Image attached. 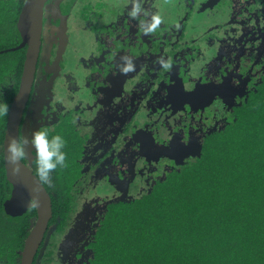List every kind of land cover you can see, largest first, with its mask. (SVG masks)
<instances>
[{
    "label": "flooded vegetation",
    "instance_id": "obj_1",
    "mask_svg": "<svg viewBox=\"0 0 264 264\" xmlns=\"http://www.w3.org/2000/svg\"><path fill=\"white\" fill-rule=\"evenodd\" d=\"M17 1L15 45L0 54L20 51L22 71L28 47L15 48L21 43L18 20L27 0ZM194 1L185 0L184 16L169 24L170 31L180 30L177 39L160 28L148 31L152 17L162 19L166 12L162 8L167 3L161 0H46L43 4L36 71L19 127V143L28 141L24 144L26 155L20 160L51 202V216L32 264H90L91 245L108 205L134 202L192 165L199 156V151L193 150L195 144L200 143L201 151L207 137L230 122L218 126L219 119L225 115L230 120L232 110L246 99L256 82L255 73L247 79L249 87L237 96H244L241 103L233 108L219 103L217 109L215 94L196 91L198 81H203L201 67L206 64L198 53L205 50L204 44L215 46L214 33L219 27L204 21L197 8L200 0L196 5ZM229 1L210 0L208 6L215 10L216 4ZM247 1L252 5V0ZM137 5L141 11L133 17ZM260 8L262 23L257 38H248L244 25L233 20L223 31L225 47L231 44L227 50H241L246 45L257 48L255 39L264 46V0ZM197 13L202 21L199 26L194 24ZM238 41L246 45L232 46ZM94 48L103 55L92 53ZM129 64L131 70L124 71ZM6 82L7 89L11 88V80ZM206 120L213 124L212 129L204 133L202 128L193 139ZM39 131L46 132L49 141L54 136L63 141L64 166L49 173L50 184L37 174L31 141ZM182 134L183 139L188 138V147L185 140L186 147L176 145ZM0 164L6 177L3 143ZM6 181L11 187L7 177ZM57 181L63 183L64 190L55 187ZM7 216L12 220L27 217L30 233L36 223V206L32 204L22 216ZM23 249L24 244L16 252L17 264H21ZM3 260L10 264L8 253Z\"/></svg>",
    "mask_w": 264,
    "mask_h": 264
},
{
    "label": "trees",
    "instance_id": "obj_2",
    "mask_svg": "<svg viewBox=\"0 0 264 264\" xmlns=\"http://www.w3.org/2000/svg\"><path fill=\"white\" fill-rule=\"evenodd\" d=\"M246 2L248 12L252 5ZM19 7L17 0H0V50L15 45ZM260 13L261 8L251 17L256 23ZM19 52L0 54V102L8 107L18 89L23 59ZM258 72L230 122L207 137L192 170L183 171L187 166L174 173L134 202L108 205L91 245L90 264H264L263 67ZM6 120L7 115L0 116V147ZM2 167L0 264H5V253L10 264H17L16 252L31 224L27 217L8 218L12 186Z\"/></svg>",
    "mask_w": 264,
    "mask_h": 264
},
{
    "label": "water",
    "instance_id": "obj_3",
    "mask_svg": "<svg viewBox=\"0 0 264 264\" xmlns=\"http://www.w3.org/2000/svg\"><path fill=\"white\" fill-rule=\"evenodd\" d=\"M45 1L46 0H27L19 16L18 27L21 35V43L15 49H21L24 45H27L28 49L22 66L18 89L8 110L3 140L6 177L13 188L8 201V213L12 217H19L22 216L33 203L36 206V223L25 240L21 264H32L51 216L50 197L39 180L21 160H18L16 164H12L7 160V156L9 155L7 152L9 143L13 140L19 142V127L29 99L36 71V62L40 47L42 8ZM236 1L238 2L239 0H230L227 4H216V9L212 10V8L208 6L210 0H200V3L197 4V8L198 12H204L203 19L205 22L208 19L210 23H215L218 25L217 27H219V12H221L224 7L229 10L226 14L229 19H235L231 16L232 4L235 3L241 11L240 19L245 16L247 6L242 3H237ZM236 21L240 22V20ZM235 24L238 23L236 22ZM227 25L228 23L222 26L225 28ZM210 30H213V28ZM219 32L220 31L214 33V38ZM207 58L208 57H204L203 59L205 60L202 61L208 60ZM32 199L33 203L31 204Z\"/></svg>",
    "mask_w": 264,
    "mask_h": 264
},
{
    "label": "rangeland",
    "instance_id": "obj_4",
    "mask_svg": "<svg viewBox=\"0 0 264 264\" xmlns=\"http://www.w3.org/2000/svg\"><path fill=\"white\" fill-rule=\"evenodd\" d=\"M163 4L167 3L165 8H162L166 10L164 13V16L161 19V24H164L165 26L163 28L157 27L161 29V31L165 30L173 35L174 39H177L180 35V30L176 29L175 31L169 30V24L171 25L176 21L177 19L184 16L185 13V0H161ZM262 1L252 0V8L250 11H246L245 17L241 18V11L237 4H232V11L231 16L234 17L236 20H240V24L244 25V30H247L249 32L248 38L256 36L257 33H259L261 27L262 20L258 21L257 23H253V19L251 18L253 16H256V11L260 9L262 5ZM163 6V5H162ZM184 8V9H183ZM258 8V9H257ZM228 9L226 7L223 8L221 12H219L218 17V24H219V31L222 32L224 30H227L230 26L234 24L233 20L235 19H229L227 17ZM201 15L204 14V12L200 13ZM197 16H199V13L195 15L194 24L197 26L200 25L202 22L200 19H197ZM203 18V15L201 16ZM251 18V19H249ZM206 21H209L208 19ZM228 23V25L224 28L222 25ZM249 24V25H246ZM247 38V39H248ZM240 38H236V40H239ZM226 40V37L221 36L217 33V37L215 38V46L211 45L210 47L206 44H204V49H202V52H199V56L201 58L208 57L206 60V64L202 65L201 70V77L203 78V81H198L200 85L196 88L197 92L205 90L206 92L210 91L213 95L215 94V97L218 101H216V108H219V103L227 105L228 108H233L236 105H239L244 98L242 95L240 99L237 98V96L240 94L239 92L247 89L250 85V82H248L247 79H250L254 73H257L258 70L260 72V68H264V46H260L257 43V39H255L254 43L257 44V48L253 47L252 49H248L246 44H243L244 41H242V45L239 43V41L236 44H233L232 46L236 47H245L241 50L232 49L227 50V48L231 47V44L227 45L228 47H225L226 44L224 43ZM244 40V39H241ZM263 42H264V36H263ZM260 47V48H259ZM262 47V48H261ZM97 49L94 48L92 53H95L97 56L100 54L103 55V51H96ZM258 72V73H259ZM200 75V74H199ZM230 76V77H229ZM230 78V79H227ZM254 80L256 79V75L253 76ZM236 81V82H234ZM242 93V92H241ZM213 121V120H212ZM229 121V117H221L219 119L218 126H221ZM217 126V127H218ZM213 127V124L211 122L204 121L203 124H200L197 128V130L194 132L195 134L200 132L202 128H205L204 133L207 130H211ZM214 129V128H213ZM184 134V133H183ZM182 134V140L177 142V146H183L184 140L185 144L188 142V138L183 139ZM191 134V133H189ZM181 137V135H179ZM178 136V138H179ZM189 136V135H188ZM196 136L193 137L195 139ZM192 139V140H193ZM189 141H191V137L189 138ZM187 147L190 145V143L186 144ZM184 147H186L184 145ZM200 143L198 142L195 144L194 149L195 151H199L200 154ZM189 165L188 167H190ZM184 169V168H183ZM182 169V170H183ZM189 170H192L190 167L189 169H185L183 171L187 172ZM182 171V172H183ZM58 182V181H57ZM55 187L60 188L64 190L63 183L58 182ZM106 188H104L105 190Z\"/></svg>",
    "mask_w": 264,
    "mask_h": 264
},
{
    "label": "clouds",
    "instance_id": "obj_5",
    "mask_svg": "<svg viewBox=\"0 0 264 264\" xmlns=\"http://www.w3.org/2000/svg\"><path fill=\"white\" fill-rule=\"evenodd\" d=\"M141 11L139 5L135 6L134 11L131 13L133 17ZM147 15V13H146ZM160 16L156 15L152 17V23L148 28V31H154L159 24L161 23ZM165 68H168L169 65L165 64ZM124 71L131 70V65L129 64L128 68L123 69ZM8 112V106L5 103L0 102V116H6ZM28 143L25 140L23 143H19L16 140H13L9 143L7 152V160L16 164L18 160L23 159L26 155L24 151V144ZM33 147L36 150V163H37V174L39 179L42 182L51 183L49 179V173L56 169L58 165L64 166L65 154L60 151L63 147V141L60 136H54L51 141L47 138V133L44 131H39L33 134V139L31 141ZM33 206L35 204L33 203Z\"/></svg>",
    "mask_w": 264,
    "mask_h": 264
}]
</instances>
